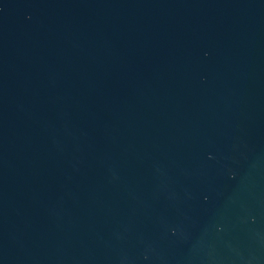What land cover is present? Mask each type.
Returning a JSON list of instances; mask_svg holds the SVG:
<instances>
[{
  "label": "water",
  "instance_id": "obj_1",
  "mask_svg": "<svg viewBox=\"0 0 264 264\" xmlns=\"http://www.w3.org/2000/svg\"><path fill=\"white\" fill-rule=\"evenodd\" d=\"M0 264H264V0H0Z\"/></svg>",
  "mask_w": 264,
  "mask_h": 264
}]
</instances>
